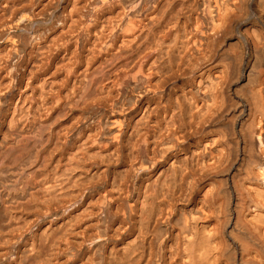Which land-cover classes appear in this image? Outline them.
<instances>
[{
	"label": "bare ground",
	"instance_id": "6f19581e",
	"mask_svg": "<svg viewBox=\"0 0 264 264\" xmlns=\"http://www.w3.org/2000/svg\"><path fill=\"white\" fill-rule=\"evenodd\" d=\"M1 156L0 264L264 257V0H0Z\"/></svg>",
	"mask_w": 264,
	"mask_h": 264
},
{
	"label": "rangeland",
	"instance_id": "374dc122",
	"mask_svg": "<svg viewBox=\"0 0 264 264\" xmlns=\"http://www.w3.org/2000/svg\"><path fill=\"white\" fill-rule=\"evenodd\" d=\"M46 1H48V0H46ZM34 23H35L37 26H41V27L43 26L44 28H45V25H46V28H47V26L49 25L48 23L46 24V22L44 23V22H42V21H41V22H40V21H34V22L32 23L31 26H33V25L36 26ZM18 32H19V36H20V37H17V39H15L14 44L18 43L17 41H18L19 39H20V41H23V40H24L23 36L20 35L21 33L24 34V37H27V36L29 35V34H28V33H29L28 30H27V31H26V30H19ZM23 32H24V33H23ZM25 33H26V35H25ZM22 39H23V40H22ZM167 42H168L169 44L166 45ZM167 42L163 44L164 46H162L161 49H162L163 51H167V50L169 49V50L167 51V52L169 53V51L171 52L170 48H171L172 45H173V44H172L173 41H171L172 43H170V41H167ZM232 42L235 43L236 46H235ZM227 43H229V45H230L229 47H230L231 49L233 48L232 50H233L234 52H235V51L237 52V53H234V54L238 57V55L241 54V53H239V51H238V50L241 51V46H240V44H239L236 40L234 41L233 39H231V42H230V40H228ZM237 45H238V46H237ZM168 46H171V47L168 48ZM167 48H168V49H167ZM166 49H167V50H166ZM237 49H238V50H237ZM162 50H160L159 53H161L163 56H164V55L166 56L165 53H167V52H161ZM163 53H164V54H163ZM171 53H172V52H171ZM171 53H169V54H170L171 56H173V54H171ZM238 53H239V54H238ZM169 54L167 55L168 58L165 57V56H164L165 58H163L162 55L159 57V61H160V59H161V61H160L161 64H162V59H163V64H162L163 66L160 64L162 69H165L166 67H168L169 64L167 63V61H168L170 58H173V57L169 56ZM237 54H238V55H237ZM158 55H159V54H158ZM161 57H162V58H161ZM169 57H170V58H169ZM167 59H168V60H167ZM164 61H165V62H164ZM169 63H170V62H169ZM164 64H165V65L167 64L166 67L164 66ZM164 67H165V68H164ZM236 75H238V74H236ZM235 77H236V76H235ZM237 77H238V76H237ZM237 77H236V78H237ZM254 77H255V78H254ZM254 77H251L252 79H249L250 82L256 80V76H254ZM236 78H234V79H233L234 81L231 82V83L229 84V86H228L229 89H228V87H227V89H228V90H227V94H229V95L231 96V97H229V98H230V101H233V102L236 101L235 103L237 104V105H235L233 102H230V101H229V104L231 105V106H229V107L232 108L234 105L237 106V107H236V108L233 107L234 109H233V108H232V109H227L228 111L225 112V114H224V116H223V117H226L227 114H228L227 119L229 120V119L232 117V116L230 117V115H233V117L230 119V120H232L231 123H233V124H234V121H233V120L236 119L235 117H237L236 115L238 114V111H240V109H241V103H240V101H239V97L242 96V95H241L242 92L240 93V91H241L240 88H242V86H245V85H246V87L249 86V88H250V87L252 86V84H253L252 87L255 89L256 92L259 90V88H260L261 86H262L261 89L263 88V84L259 85L258 82L256 83L257 80L255 81V83H250V85H251V86H250L248 80H247V81H244V80H246V78H245V79H244V78H243V79L241 78L240 80H239V79L236 80ZM254 79H255V80H254ZM234 82H236V83H234ZM246 83H247L248 85H247ZM234 84H236V85H234ZM238 84H239V85H238ZM243 84H244V85H243ZM255 84H256V85H255ZM241 85H242V86H241ZM233 86H234V87H233ZM238 86H239L240 88H237ZM233 88L236 89V90L239 89L240 91H239V90L237 91V95H241V96H236V95H235L236 92H235V90H234ZM232 89H233V90H232ZM251 89H252V88H251ZM254 89H253V90H254ZM257 89H258V90H257ZM14 90H15V91H13V92H18L16 89H14ZM117 90H118V89H117ZM117 90H116V91H117ZM230 91H232V92L230 93ZM233 91H234V92H233ZM238 92H239V93H238ZM115 94H117V93H115ZM229 95H228V96H229ZM237 97H238V98H237ZM172 100H173V102H175V100H174L173 98H172ZM172 100H171V101H172ZM237 102H238V103H237ZM175 103H176V102H175ZM175 103H174V104L171 103V104L174 106ZM96 110H98V111H96ZM96 110H95L92 114H90V115H93V114H95V113L98 114V113H99V109H96ZM233 110H234V111H233ZM231 111H233V112H231ZM97 112H98V113H97ZM231 113H232V114H231ZM229 114H230V115H229ZM234 114H236L235 117H234ZM230 120H229V121H230ZM231 125H232V124H231ZM1 158H2L3 162H2V160H1ZM7 158H8V157H4V158H3V157L1 156V157H0V163H1L0 165H2V164L4 163V161L9 160V158H8V159H7ZM6 162L8 163V161H6ZM9 162H12V161L9 160ZM7 163H6V164H7ZM114 174H116V177H118V172H117V170L115 171ZM225 177H226V176L223 175L221 178H225ZM223 180H224V179H223ZM225 180H226V181H225ZM225 180H224L225 182L223 181L222 183H223V184L225 183L224 185H225L228 189H226V187H224V185L221 184V190L223 191L224 188L226 189V190L223 191V192L225 193V192L227 191V192L225 193L226 196H227L226 199H227V200L230 199V200H229V201L226 200L228 203L226 202V203L224 204V207H225V208L227 207L226 210H227V209H228V210L226 211V215H222V214H221V215H222L221 217H223V218H224V217H226V218H227V217H230V218L232 219V218H235V215H233L234 213H231V212H232V209H231V208H232V204H233V202H234V201L232 200V199H233V197H232L233 195L229 193V192H230V191H229V190H230V186H229L228 179L226 178ZM227 183H228V184H227ZM227 185H228V186H227ZM222 186H223V187H222ZM228 191H229V192H228ZM227 193H228L229 196L227 195ZM230 197H231V198H230ZM189 204H190V203H188V204L186 203V204H184V206L182 205L183 209H184V210H186V209L188 210L189 207H190ZM188 205H189V206H188ZM185 207H186V208H185ZM187 210L184 211V212H185V213H186V212H189V210H188V211H187ZM230 210H231V211H230ZM228 212H230V213H228ZM186 214H187V213H186ZM223 214H224V213H223ZM228 215H229V216H228ZM231 215H232V217H231ZM231 219H230V221H231ZM230 221H229V222H230ZM228 225H229V224H228ZM228 225H227L225 228H227ZM242 228H243V227H242ZM237 229H238V228L236 227L235 230H234V232H235L237 235H238L239 232H240L239 235H241V234L243 235L244 231H246V230H244V229H247V227H246V228L244 227L243 230H241L240 227H239L238 230H237ZM247 230H248L247 232H249V229H247ZM238 231H239V232H238ZM250 233H252V232H249V234H250ZM239 235H238V236H239ZM252 235H253V233L250 234L251 238H248L249 235H246V232H245L244 235H243L244 237L242 238L243 240H244V238H245V239L247 238V239L244 241V243L247 242V240H248V243H249V242H252V243H253L252 245H251V244H246L247 247L249 246V248L252 246V247L250 248L249 251L244 252V253H246V255H242L241 252L236 248V246H233L234 243L232 242V240L226 238L225 241H228V240H229V241H228V243H229L228 246H229V247H227V249H228V250H227V253H225V255H224L223 257H221V262H222V264H253L254 262H252V261H254L255 259H257L258 256H259V257L261 256V258H259V259H262V260H259V262H258V259H257V261L255 260V262H257V264H258V263L260 264L261 261L264 262V257L262 256V255H263L262 253H261L262 255H260V253H259V255H258V254H256V253H254V251H252L253 248L255 249L256 247H257V248L261 247L262 244H263V242H262V240H260L257 236L255 237V235H253V237L255 238V239H254V238L252 237ZM238 236H237V237H238ZM246 236H247V237H246ZM250 236H249V237H250ZM239 238H241V236H239ZM252 239H254V240H252ZM243 240H241V241H243ZM253 241H255V242L257 241L258 243H257V242L255 243V242H253ZM259 241L261 242V244H260ZM237 242H238V241H237ZM226 243H227V242H226ZM231 243H233V244H231ZM239 243H240V242H239ZM230 245H231V246H230ZM258 245H260V246H258ZM230 247L232 248V250L234 249L233 252H232V250H231ZM261 248H262V247H261ZM229 249H230V250H229ZM259 249H260V248H259ZM237 250H238L239 252H238ZM236 251H237V252H236ZM234 253H236V254H234ZM248 253H249V254H248ZM253 253H254V254H253ZM228 254H229V255H228ZM247 255L249 256V258L247 257ZM251 255H254V256L258 255V256H256V258H255V257H253V256H251ZM226 256H227V257H226ZM237 256H238V257H237ZM245 256L248 258V260H247V258H245ZM224 257H225V259H224ZM240 257H241V258L243 257L245 260L243 261V259H240ZM231 258H234V259H231ZM238 258H239V259H238ZM251 258H254V259H251ZM225 260H226V261H225ZM235 261H236V262H235ZM240 261H242V262H240ZM223 262H224V263H223ZM243 262H244V263H243ZM262 262H261V263H262ZM254 264H256V263H254ZM262 264H263V263H262Z\"/></svg>",
	"mask_w": 264,
	"mask_h": 264
}]
</instances>
